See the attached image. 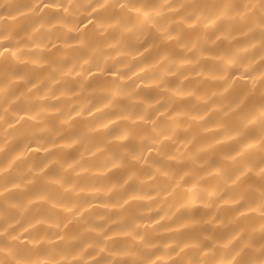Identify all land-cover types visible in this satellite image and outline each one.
<instances>
[{"label": "clouds", "instance_id": "obj_1", "mask_svg": "<svg viewBox=\"0 0 264 264\" xmlns=\"http://www.w3.org/2000/svg\"><path fill=\"white\" fill-rule=\"evenodd\" d=\"M0 264H264V0H0Z\"/></svg>", "mask_w": 264, "mask_h": 264}]
</instances>
